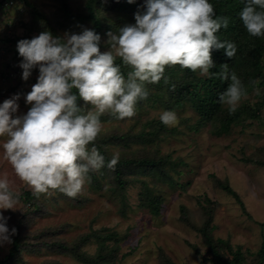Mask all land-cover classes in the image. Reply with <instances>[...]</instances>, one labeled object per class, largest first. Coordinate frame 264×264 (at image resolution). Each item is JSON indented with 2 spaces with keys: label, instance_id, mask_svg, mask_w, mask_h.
<instances>
[{
  "label": "rangeland",
  "instance_id": "1",
  "mask_svg": "<svg viewBox=\"0 0 264 264\" xmlns=\"http://www.w3.org/2000/svg\"><path fill=\"white\" fill-rule=\"evenodd\" d=\"M29 1L52 17L53 24L62 27L57 31L61 32L62 37L65 32L78 33L84 27L93 29V22L89 19L75 17L70 22V18L61 12L62 0ZM68 1L72 10L77 9L76 13L90 14L91 10L87 7L91 0ZM106 1L93 4L94 13L107 19L106 22L119 23L105 28L101 35V51L109 48L107 32H118L120 27L135 23L134 13L143 12L146 8L145 0H134L131 4L127 0H115L124 2L120 10L104 6ZM1 2L3 0H0V102L21 93L18 114H23L30 107L25 104L24 95L36 83L38 69H33L27 81L22 80V69L18 68L22 57L16 49L19 38L14 37L23 36V19L28 16L26 22H29L30 18L27 13L24 16L18 13V2L9 7L2 6ZM44 30L52 33L53 25L30 26L27 36L32 38ZM10 37L13 39L8 40ZM126 69L121 65L124 74L127 73ZM259 83L257 81L256 87L242 97L238 106L264 100V84ZM164 110L169 109L151 101H140L136 104V114L131 118L117 119L107 112L100 116L101 131L92 143L97 148L102 146L104 155L127 159L123 166L127 182L123 194L117 192L113 171L103 167L96 171L103 188L101 183L93 188L88 179L82 190L73 197L51 190L37 195L39 206L36 208L24 195L31 188L16 176L0 149V177H7L10 188L19 196L16 210H4L3 214L9 217L12 226L23 222L25 232L35 237L43 230H51L46 240L34 239L32 243L37 246L25 248L9 264H89L74 254L50 245L55 238L75 243L80 235L95 231L104 235L114 234V238H105L104 242L110 249L116 250L117 264H162L163 254L176 264H215L202 235L182 220V207H185L187 219L196 226L204 224V205L213 211L215 238L229 241L234 249L241 246L246 264H253L255 254L264 241V166L247 159L257 153L264 154V106L258 118L234 125L229 134L215 135L207 124L196 129L198 117L195 110L187 106L172 110L177 115L175 124L169 126L178 128L174 134L153 142L141 139L130 146L128 141L112 138L114 132H142L146 121L160 119ZM155 151H159L161 156L171 155L174 163L166 165L169 176L162 175L158 170L148 172L147 164L133 162ZM218 179L228 182L240 194L246 211L219 186ZM144 181L154 194L163 198L159 214L151 213L141 204ZM45 241H48L47 244ZM10 247L11 243L0 246V260L8 254ZM82 249L88 255H95L98 250L97 238H90Z\"/></svg>",
  "mask_w": 264,
  "mask_h": 264
},
{
  "label": "clouds",
  "instance_id": "2",
  "mask_svg": "<svg viewBox=\"0 0 264 264\" xmlns=\"http://www.w3.org/2000/svg\"><path fill=\"white\" fill-rule=\"evenodd\" d=\"M145 5V11L134 13L135 23L106 33L105 51L100 49V34L87 27L63 37L44 30L17 41L22 80L27 81L33 69H38V76L24 95L30 105L26 113L18 114L21 93L0 102V149L34 194L58 190L73 197L91 171L113 168L117 157L105 164L92 143L101 131L100 116L107 112L117 119L133 117L137 101L148 96L146 84L162 78L167 82L165 66L178 64L202 76L230 80L219 94L230 112L247 95L227 63L218 73L210 71L216 66L213 50L223 49L228 58L237 52L234 42L216 35L229 20L216 16L210 0H145ZM240 18L251 36H264V0H245ZM121 64L130 69L126 74ZM159 118L172 126L177 115L164 110ZM18 199L8 178L0 177V246L10 244L17 231L9 229V217L3 213L16 210Z\"/></svg>",
  "mask_w": 264,
  "mask_h": 264
},
{
  "label": "trees",
  "instance_id": "3",
  "mask_svg": "<svg viewBox=\"0 0 264 264\" xmlns=\"http://www.w3.org/2000/svg\"><path fill=\"white\" fill-rule=\"evenodd\" d=\"M5 1L6 0H3V2H1L2 6ZM17 1V10H19L23 4L26 8L25 14L27 13L29 15L30 20L29 22H23L24 37L22 35L20 37L16 36L14 37L15 39H30L31 36H27L28 27H33L35 25L37 27L53 25L54 31L52 33L62 37L60 35L61 32H57L62 27H57V25L53 24L54 19L42 11L40 7H37L36 4L29 0H24L25 2L23 0ZM91 1L92 2L89 1L90 4L88 3L89 6L87 7L90 8L91 12L87 16L80 12L76 13L77 9L72 10L68 0H62L61 12L66 18H70V22H73L75 17L78 19L91 20L93 22V29L101 36L105 31V28L108 29L110 26H116L119 22H116V24L106 22L107 19L95 14L93 11V4H99L98 2L100 0ZM106 2L107 3L104 6H111L114 10H120L124 6V2H116L115 0H107ZM210 3H212L214 7L216 16L227 17L229 20L228 27H221L216 35L219 39L234 42L237 46V52L232 58H228L224 54L223 49L213 50L212 59L216 66L210 71L218 73L221 71V65L227 63L229 72H235L242 81L248 94L256 87L257 81H260L259 84L261 85L264 84V65L262 64L264 58V36H251L243 26L240 12L245 5V0H210ZM18 13L21 15L20 12ZM12 39L13 38L10 37L8 40ZM116 62L121 63L120 59ZM125 67L128 72L130 69L127 66ZM18 68L21 69L19 66ZM198 73L199 71L193 72L190 69L181 68L178 64L165 66L164 76L167 77V82L162 78L158 83L146 84L148 96L146 99H141L137 102L151 101L153 104H161L169 110L185 109L187 106H191L198 117L196 129L202 124H207L209 125L211 132L218 136L229 134L234 125L244 123L248 119L258 118L260 116L262 107L264 106V100L254 104L242 103L236 107L235 111L230 112L229 106L222 104L219 101V94L225 91L230 80H221L219 76H202ZM73 91H75V89ZM177 131V127L166 126L160 119H150L146 121L142 132H114L112 138L122 142L128 141L130 146L132 142H138L139 140L141 141V139L145 140V142H153L156 139H162L164 136H169ZM98 150L104 155L102 146H99ZM105 155V164H107V162L113 157L106 153ZM247 160L251 163L264 166V154L257 153L256 156L250 157ZM125 161H127V159H117V163L113 168L110 169L106 166L104 167L106 170L113 171L116 178V185L118 187L117 192H120L121 194H123L127 183L123 174ZM133 162L147 164L148 172L158 170L164 176H169L166 165L174 163L171 159V155L161 156L159 151L151 153L148 157L135 159ZM89 182L93 188L99 183H101V188L104 187L102 185L103 182L96 171H91L89 173ZM217 183L228 194L232 195L246 211L245 204L240 194L233 189L228 182L218 179ZM143 186L144 189L141 193L142 206L153 214H159L163 198L160 195L154 194L145 181L143 182ZM24 195L30 203L38 208L39 203L36 199L37 194H34L32 190H26ZM203 208L205 221L201 226H196L187 219V210L185 207H182V220L191 225V227L202 235L205 245L212 254V262L215 264H246L241 246L234 249L229 241L223 238H215L213 234L215 225L212 224L213 211L210 207L205 205ZM8 227L9 229L15 227L17 231L15 235L11 237L12 242L10 250L8 254L0 260V264L11 263L25 248L29 246L36 247L37 245L32 243L34 239L46 240L51 231L43 230L38 237H35L32 234L25 232L23 222H19L12 226L8 221ZM98 232L95 231L92 234H82L75 243L55 238L50 247L74 254L77 258H81L89 264H117L118 254L116 250L112 248L110 249L104 242L105 238H114V234L109 233L104 235ZM93 237H96L98 240V250L95 255H88L82 248L85 243ZM47 242L48 241H45L46 244ZM253 261V264H264V241L257 254H255ZM162 264L176 263L171 260L169 256L163 254Z\"/></svg>",
  "mask_w": 264,
  "mask_h": 264
},
{
  "label": "built area",
  "instance_id": "4",
  "mask_svg": "<svg viewBox=\"0 0 264 264\" xmlns=\"http://www.w3.org/2000/svg\"><path fill=\"white\" fill-rule=\"evenodd\" d=\"M14 2H18V1H17V0H6L3 6H5V7H9V6H11ZM16 6H17V5H16ZM25 10H26V8H25V6L22 4L21 7H20V9H19V12L21 13V16H24V14H25ZM23 20H24V22H26V21L28 20V16H27L26 19H23Z\"/></svg>",
  "mask_w": 264,
  "mask_h": 264
}]
</instances>
